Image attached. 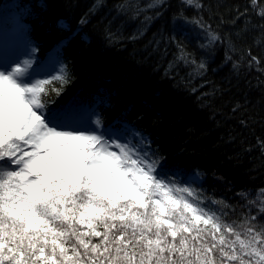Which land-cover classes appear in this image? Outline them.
Listing matches in <instances>:
<instances>
[{"label":"snow or ice","instance_id":"6c2138e0","mask_svg":"<svg viewBox=\"0 0 264 264\" xmlns=\"http://www.w3.org/2000/svg\"><path fill=\"white\" fill-rule=\"evenodd\" d=\"M181 3L204 8L202 0ZM104 6L94 0L80 24ZM249 8L264 20L261 0L237 18ZM173 22L178 54L169 68L183 63L202 75L207 64L186 50L185 28L203 32L201 48L221 36L182 10ZM256 27L264 32V23ZM75 35L41 59L28 30L0 31V264H264V188L254 198L238 192L243 205L217 199L199 170L170 161L126 117L109 123L97 105L53 99L71 83L62 50ZM262 62L247 50L249 68L264 71ZM257 145L264 151V139Z\"/></svg>","mask_w":264,"mask_h":264},{"label":"trees","instance_id":"16d2710c","mask_svg":"<svg viewBox=\"0 0 264 264\" xmlns=\"http://www.w3.org/2000/svg\"><path fill=\"white\" fill-rule=\"evenodd\" d=\"M93 2L0 0V31L28 30L41 59L76 34L62 50L71 83L53 97L58 104L80 98L97 105L109 123L126 117L170 161L199 170L208 195L232 205H243L236 195L241 191L254 198L264 188V151L257 145V137L264 139V71L249 68L247 50L264 61V32L256 27L264 20L250 8L237 18L249 0H202L199 11L181 0L151 9L155 0H105L81 25ZM121 3L130 6L118 11ZM181 10L189 18L202 16L221 36V42L201 48L203 32L185 28L186 50L207 64L202 75H190L192 67L183 63L169 68L178 54L169 42L176 35L173 17Z\"/></svg>","mask_w":264,"mask_h":264},{"label":"rangeland","instance_id":"374dc122","mask_svg":"<svg viewBox=\"0 0 264 264\" xmlns=\"http://www.w3.org/2000/svg\"><path fill=\"white\" fill-rule=\"evenodd\" d=\"M8 34H9L10 37H19V36L22 35V33L17 32V30H14V29L10 30V31L8 32Z\"/></svg>","mask_w":264,"mask_h":264}]
</instances>
